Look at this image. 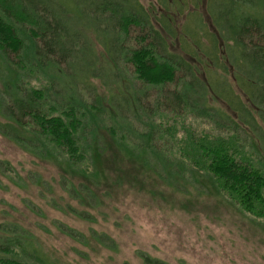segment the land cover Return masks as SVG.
Here are the masks:
<instances>
[{
	"label": "trees",
	"instance_id": "1",
	"mask_svg": "<svg viewBox=\"0 0 264 264\" xmlns=\"http://www.w3.org/2000/svg\"><path fill=\"white\" fill-rule=\"evenodd\" d=\"M208 12L225 47L228 64L219 67L233 70L245 101L210 58L204 80L199 67L169 54L156 23L161 30L170 25L160 24L153 3L0 0V134L61 167L52 185L33 177L51 195L49 205L91 222L98 210L116 214L128 188L149 176L163 187L161 200L167 190L173 198L214 195L264 224V0H208ZM134 40L144 45L136 48ZM29 73L47 86L32 88L23 80ZM149 88L157 91L151 102ZM187 115L218 134L170 124ZM92 236L117 250L106 234ZM136 255L142 264H168L140 250ZM0 264L56 261L31 232L4 222Z\"/></svg>",
	"mask_w": 264,
	"mask_h": 264
},
{
	"label": "rangeland",
	"instance_id": "2",
	"mask_svg": "<svg viewBox=\"0 0 264 264\" xmlns=\"http://www.w3.org/2000/svg\"><path fill=\"white\" fill-rule=\"evenodd\" d=\"M141 2L146 7L153 3L160 15V24L165 20L164 27L170 25L161 30L163 27L156 23L166 40L169 54L183 57L199 67L204 80L211 75L210 70L204 69L209 58L218 67L228 64L224 59L223 40L208 12V0ZM132 35H139L138 30ZM142 45L134 40L132 46L140 48ZM98 51L104 54L99 47ZM226 68L227 73L219 67L217 74L227 79L233 91L245 101L234 81L233 70L229 65ZM1 78L3 70L0 66V92L3 90ZM23 80L34 89L47 86L46 81L35 74L29 73ZM95 83L103 93L100 82ZM137 85L141 87L140 83ZM174 87L170 84L167 88L173 90ZM145 92L149 101L157 93L151 88ZM212 104L229 110L225 103L216 99ZM171 118L170 124L178 121L198 135L203 132L218 134L189 115ZM3 122L0 115V124ZM60 172L61 167L57 164L36 159L0 134V224L15 222L27 229L56 264H142L136 255L139 250L168 264H264V224L214 195L197 197L192 191V197L175 195L173 198L167 190L161 200L163 187L154 184L148 176L142 183L128 188L123 207L117 209L116 214L98 210L93 212L96 220L87 222L54 209L46 198L51 195L42 194V189L33 183V177L38 174L42 181L52 185ZM93 232L109 236L118 244L117 250L113 252L93 241Z\"/></svg>",
	"mask_w": 264,
	"mask_h": 264
}]
</instances>
